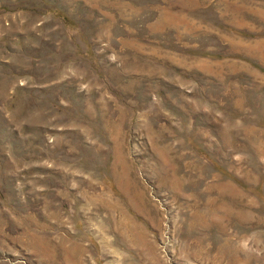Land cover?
Returning <instances> with one entry per match:
<instances>
[{
	"label": "rangeland",
	"instance_id": "obj_1",
	"mask_svg": "<svg viewBox=\"0 0 264 264\" xmlns=\"http://www.w3.org/2000/svg\"><path fill=\"white\" fill-rule=\"evenodd\" d=\"M0 264H264V0H0Z\"/></svg>",
	"mask_w": 264,
	"mask_h": 264
},
{
	"label": "trees",
	"instance_id": "obj_2",
	"mask_svg": "<svg viewBox=\"0 0 264 264\" xmlns=\"http://www.w3.org/2000/svg\"><path fill=\"white\" fill-rule=\"evenodd\" d=\"M236 34H239V35H243V36H245V35H247L246 33H244V32H238V31H234Z\"/></svg>",
	"mask_w": 264,
	"mask_h": 264
}]
</instances>
